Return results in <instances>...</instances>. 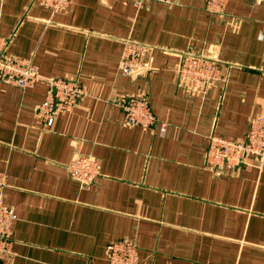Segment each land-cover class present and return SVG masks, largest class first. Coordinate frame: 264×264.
<instances>
[{
	"label": "crops",
	"instance_id": "crops-1",
	"mask_svg": "<svg viewBox=\"0 0 264 264\" xmlns=\"http://www.w3.org/2000/svg\"><path fill=\"white\" fill-rule=\"evenodd\" d=\"M204 4L0 0L7 51L39 77L25 89L0 79L2 202L16 215L0 264H106L113 242L134 244L141 264H264V165L206 162L212 136L242 141L264 112V0H229L221 15ZM125 40L150 48L141 72H119ZM185 54L219 61L223 80L188 89ZM56 78L84 94L48 128L37 110ZM124 98L145 99L155 124H126ZM79 155L98 164L88 185L69 176Z\"/></svg>",
	"mask_w": 264,
	"mask_h": 264
},
{
	"label": "built area",
	"instance_id": "built-area-1",
	"mask_svg": "<svg viewBox=\"0 0 264 264\" xmlns=\"http://www.w3.org/2000/svg\"><path fill=\"white\" fill-rule=\"evenodd\" d=\"M72 1L36 0L39 6L52 11H62L68 8ZM148 49L142 44L127 42L126 49L120 58L121 73L127 75L135 70L143 69ZM180 71L183 78L185 74L190 75L192 80L205 78V86L215 77L218 79L220 73L219 66L215 62L190 55L184 57L183 68ZM0 79L22 89L33 87L39 79L38 67L30 59L10 54L7 51L6 41L1 35ZM46 83L48 91L45 100L38 107L37 114L43 124L49 128L56 114L72 107L84 94V88L76 81L65 78L51 79ZM119 106L123 112L124 121L128 125L149 128L156 122L155 115L145 99L124 98ZM164 130L165 126H162L161 132L163 133ZM250 156L256 158L261 166L264 165V112L249 118L247 131L242 141L234 142L219 136H212L209 139L206 162L211 167L234 169L244 164L246 158ZM68 170L72 180L81 185H88L98 174V164L89 155H79L71 160ZM5 186L6 178L0 174V260L12 255V223L16 219L14 211L3 205L2 190ZM106 264L141 263L134 244L113 242L107 247Z\"/></svg>",
	"mask_w": 264,
	"mask_h": 264
},
{
	"label": "rangeland",
	"instance_id": "rangeland-1",
	"mask_svg": "<svg viewBox=\"0 0 264 264\" xmlns=\"http://www.w3.org/2000/svg\"><path fill=\"white\" fill-rule=\"evenodd\" d=\"M228 1L229 0H205L204 11L206 13H208V14L221 15L225 11ZM143 2H146V3H148V2H156V3H160V4H163V5H166V6H174L177 3V0H160L159 2L156 1V0H135V4L138 5V6H140ZM127 42H131L132 44L133 43H137V42H134V41H131V40H125L124 44H123V48H122L121 54H120V58H121V55L123 54V52L126 49ZM139 44H141V43H139ZM142 45H144V44H142ZM144 46H146V45H144ZM124 47H125V49H124ZM146 47H148V46H146ZM149 52H150V48L148 49L147 54ZM186 55L196 56V57H203V58H205L207 60H210V62H215L216 64H218L219 69H220L219 78L217 79L215 77V79L212 80L210 83H208L206 86H205V82H204L206 79L203 78V77H200L198 80H192L190 75L185 74V76L183 78L180 70L183 68V61H184V57ZM146 59H147V55L145 56V59H144V68H146ZM184 65L186 66V62H185ZM118 69H119V72L121 73L122 70L120 69V59H119V68ZM143 69L135 70V71H133V73L141 72ZM185 70H186V67H185ZM187 70H190V69L187 68ZM130 74H132V73H130ZM123 75H126V74H123ZM178 75H179L180 80H182V82H184L186 84L188 89L199 91V92H202V93H205L206 90L209 88V86L212 85L213 83H218V82H221L223 80L221 66H220L219 61H216V60L204 57V56H200V55L198 56V55H195V54H185L182 57L181 62H180L179 67H178ZM193 86H195V87H193ZM12 255H13V250H12Z\"/></svg>",
	"mask_w": 264,
	"mask_h": 264
}]
</instances>
